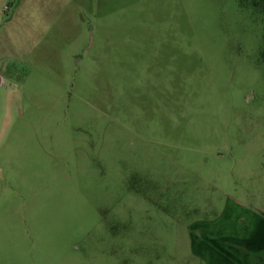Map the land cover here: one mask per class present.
Instances as JSON below:
<instances>
[{"label": "rangeland", "instance_id": "374dc122", "mask_svg": "<svg viewBox=\"0 0 264 264\" xmlns=\"http://www.w3.org/2000/svg\"><path fill=\"white\" fill-rule=\"evenodd\" d=\"M42 14L38 42L14 24L24 46L0 49V264L264 256L259 227L234 235L264 219V13L58 0Z\"/></svg>", "mask_w": 264, "mask_h": 264}, {"label": "crops", "instance_id": "0c3cea01", "mask_svg": "<svg viewBox=\"0 0 264 264\" xmlns=\"http://www.w3.org/2000/svg\"><path fill=\"white\" fill-rule=\"evenodd\" d=\"M50 3L47 0H0V29L3 28V31L0 32V49H8V45L10 44H17L18 46H24L25 42V36L24 34L21 36H14L13 33H11L10 28L14 27V24L18 25V28H26L29 29L28 35L30 38H34L36 42H38L41 39V32L42 28L45 26V16L42 14V10L51 9L52 12H55L58 5V0H49ZM13 8L12 15L8 17L6 15V12H8L9 8ZM4 26V27H3ZM6 29V31H5ZM5 31V32H4ZM237 212H233L231 214V218L240 215L241 210L239 207L234 208ZM249 219V220H248ZM243 221H246L249 227V230L246 232H243L238 227H235L234 231H229L231 234L234 232L235 235V241L240 242V239H242L243 242H248L247 238H250L251 236L254 237V229L259 227V237L255 238L256 240H259L260 242L264 239V219L263 217H260L256 215L255 213H251V217L246 219H242ZM253 230V231H252ZM247 247L249 245H246ZM243 249L240 250L242 259L237 257L238 262L241 260H244V257L242 255ZM248 251V250H247ZM246 252V251H245ZM238 254V253H237ZM246 262V261H245ZM247 263V262H246ZM239 264V263H238Z\"/></svg>", "mask_w": 264, "mask_h": 264}, {"label": "trees", "instance_id": "16d2710c", "mask_svg": "<svg viewBox=\"0 0 264 264\" xmlns=\"http://www.w3.org/2000/svg\"><path fill=\"white\" fill-rule=\"evenodd\" d=\"M243 5L251 7L258 13H264V0H241ZM264 28V22H263ZM261 62L264 63V46L261 50ZM242 255L246 262H251V255L248 252L242 251ZM253 264H264V256L260 257L259 260L255 261Z\"/></svg>", "mask_w": 264, "mask_h": 264}, {"label": "water", "instance_id": "95a60500", "mask_svg": "<svg viewBox=\"0 0 264 264\" xmlns=\"http://www.w3.org/2000/svg\"><path fill=\"white\" fill-rule=\"evenodd\" d=\"M5 85L3 77L0 75V87Z\"/></svg>", "mask_w": 264, "mask_h": 264}]
</instances>
